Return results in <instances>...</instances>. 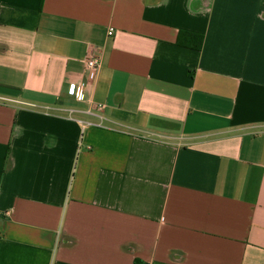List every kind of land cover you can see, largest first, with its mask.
I'll return each instance as SVG.
<instances>
[{"label": "crops", "instance_id": "1", "mask_svg": "<svg viewBox=\"0 0 264 264\" xmlns=\"http://www.w3.org/2000/svg\"><path fill=\"white\" fill-rule=\"evenodd\" d=\"M138 259L264 264V0H0V264Z\"/></svg>", "mask_w": 264, "mask_h": 264}, {"label": "built area", "instance_id": "2", "mask_svg": "<svg viewBox=\"0 0 264 264\" xmlns=\"http://www.w3.org/2000/svg\"><path fill=\"white\" fill-rule=\"evenodd\" d=\"M112 34V32H110ZM88 81L72 82L69 84L68 93L74 97L77 101L85 100V90L87 84H94L98 80L100 70L102 68V58L100 56H89L85 61ZM74 110L71 111V113Z\"/></svg>", "mask_w": 264, "mask_h": 264}, {"label": "trees", "instance_id": "3", "mask_svg": "<svg viewBox=\"0 0 264 264\" xmlns=\"http://www.w3.org/2000/svg\"><path fill=\"white\" fill-rule=\"evenodd\" d=\"M189 35L194 36V34H189ZM202 43H203V37L201 36V40L200 41H198L195 44L192 43L191 45L196 47V48H198V47H200L202 45ZM140 262L141 261L138 259V260H136L135 264H140Z\"/></svg>", "mask_w": 264, "mask_h": 264}]
</instances>
